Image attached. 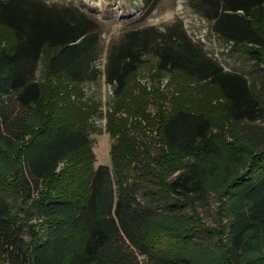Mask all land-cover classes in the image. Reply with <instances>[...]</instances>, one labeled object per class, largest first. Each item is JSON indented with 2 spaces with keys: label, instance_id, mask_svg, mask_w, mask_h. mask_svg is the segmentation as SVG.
Masks as SVG:
<instances>
[{
  "label": "trees",
  "instance_id": "trees-1",
  "mask_svg": "<svg viewBox=\"0 0 264 264\" xmlns=\"http://www.w3.org/2000/svg\"><path fill=\"white\" fill-rule=\"evenodd\" d=\"M159 1L142 0L144 14ZM187 2L209 22L212 32L262 67L260 75H264V0ZM99 24L96 15L74 4L0 0V26L7 31L0 41V146L16 148L13 179L31 201L29 207L41 225L27 241L25 227L1 188L8 181L0 177V256L7 264H192L188 254L157 246L149 233L162 204L143 197L137 187L140 173L116 159L115 148L127 137L124 128L120 127L122 135L113 148L114 165L93 167L86 155L71 158L92 145L82 120L76 125L55 111L43 124L32 125L44 95L38 77L41 59L46 57L52 75L78 84L96 79L103 51ZM148 55L156 58L159 74L177 71L216 86L226 100L228 119L241 124L253 145L251 164L225 188V226L238 263L245 260L246 252L254 251L258 255L248 264H264V136L257 139L253 127L245 125L264 116V103L254 89L256 75L250 79L225 69L176 18L164 29L156 25L125 29L118 41L110 43L104 73L115 95L127 91L131 75ZM144 99H139L143 107ZM132 104L134 110L128 104L127 111L145 116L137 111V103ZM157 114L163 145L159 159L166 160V170L178 171L163 180L165 196H172L169 200L204 197L207 176L216 166L213 159L220 152L210 110L180 101L169 107L160 103ZM128 147L129 153L121 148L119 152L131 157L137 145ZM232 154L242 161L241 155ZM62 162L66 164L60 167ZM148 172L147 180L155 184L156 175Z\"/></svg>",
  "mask_w": 264,
  "mask_h": 264
},
{
  "label": "rangeland",
  "instance_id": "rangeland-1",
  "mask_svg": "<svg viewBox=\"0 0 264 264\" xmlns=\"http://www.w3.org/2000/svg\"><path fill=\"white\" fill-rule=\"evenodd\" d=\"M46 1L62 5L74 4L99 18L103 51L97 60V67L101 72L94 80L74 83L66 76L49 73L44 56L38 69L44 95L39 110L31 118L32 125L38 127L43 124L51 116L50 113L55 111V115L60 113L68 120L73 119L76 125L82 120V127L91 136L92 145L82 150V154L78 153L71 158L76 160L79 156L86 155L88 160L91 159L93 167L100 163L114 165L113 148L122 135L120 127L124 128L123 132L127 137L124 136L115 148L119 153L116 159L128 163L140 173L137 187L143 197L152 203L158 200L162 204V213L156 215L149 226V233L154 236L156 245L178 249L188 254L192 258V264H248L249 260H254L258 255L254 251L246 252L245 260L241 263L232 255L224 208L225 188L231 179L251 164L253 145L241 131V124L228 119L224 109L226 100L221 96L219 89L177 71L159 74L155 70L156 58L148 55L140 70L131 75L127 91L117 96L113 92V85L106 81L104 69L110 43L118 41L125 29L146 25H156L164 29L176 18L183 20L190 36L210 55L216 57L225 69L241 72L250 79L255 74L254 89L264 103V75H260L262 67L249 60L241 51L232 50L230 43L212 32L209 22L194 12L187 0H160L157 7L147 15L143 12L142 0ZM6 35V29L0 26V41L3 42ZM145 89L149 92L146 93ZM141 97L145 98L144 107L139 102ZM131 101L137 103V111L140 110L145 116L132 115L134 113L127 111L128 104L130 109L134 110ZM180 101L196 106L200 104L210 110L220 152L213 159L216 165L214 170L207 176L205 196L194 200L172 198V201L169 200L172 196H165L163 180L174 177L178 171L166 170V160L164 157L159 159L163 145L156 129V115L160 103L169 107ZM245 125L253 127L255 132L252 134L256 135L257 139L264 136V116ZM129 143L137 145L133 148L136 153L131 157H127L126 151L119 152L120 148L122 151L127 150ZM0 147V177L8 181L1 188L25 227L26 240L30 241L41 229V225L29 207L31 201L23 197L24 193L18 182L13 179L16 177V160H13L16 148L11 149L3 145ZM127 152L129 153L128 150ZM232 152L241 155L242 161L237 160ZM65 164L66 162H62L60 167ZM149 170L156 175L155 184L147 180V177H151ZM7 263V260L0 256V264Z\"/></svg>",
  "mask_w": 264,
  "mask_h": 264
}]
</instances>
